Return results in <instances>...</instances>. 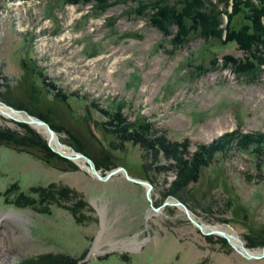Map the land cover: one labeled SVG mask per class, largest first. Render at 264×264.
I'll list each match as a JSON object with an SVG mask.
<instances>
[{
    "label": "rangeland",
    "instance_id": "1",
    "mask_svg": "<svg viewBox=\"0 0 264 264\" xmlns=\"http://www.w3.org/2000/svg\"><path fill=\"white\" fill-rule=\"evenodd\" d=\"M136 7L0 0V102L45 116L64 153L86 156L73 143L80 140L100 175L121 167L153 187L147 197L123 172L99 180L82 158L53 151L41 128L0 113V132L25 133L26 125L68 161L51 166L0 144L6 264H264V256L248 259L224 237L203 234L175 205L198 224L235 233L250 252L264 249V65L255 76L234 72L223 60H244V51L218 40L190 36L175 47ZM22 60L39 71L34 82L23 81ZM225 140L198 178H178L195 155ZM51 184L82 196L86 207H74L81 223L69 203L43 194ZM9 213L23 219L16 224Z\"/></svg>",
    "mask_w": 264,
    "mask_h": 264
},
{
    "label": "trees",
    "instance_id": "2",
    "mask_svg": "<svg viewBox=\"0 0 264 264\" xmlns=\"http://www.w3.org/2000/svg\"><path fill=\"white\" fill-rule=\"evenodd\" d=\"M214 1L215 3H212L211 0H65V3H82L84 5L91 2L94 4V9L100 12H103L111 5L115 6L127 2L136 3L137 7L134 8L132 13L142 16L147 12L149 24L160 30L164 35L170 36L169 42L175 47H180L179 45L181 44L184 45L190 36L199 37L204 42L210 40L212 43H216L218 40L223 45L236 44L240 50L244 51V60L227 57L223 60V66L230 64L234 72L238 71L245 75L255 76L264 65V0H231V12L227 10L229 0ZM223 15L227 16V22L221 27ZM172 29L174 32L171 31ZM209 64L215 66V63ZM21 66L23 69L22 78L25 83L34 82V77L40 76L37 68L28 64V61L22 60ZM197 69L199 72L204 73L208 67L206 64H201ZM41 83L44 84L42 79ZM57 98H61L63 102L67 100L60 94H57ZM7 103L16 109L20 108L18 105ZM37 116L48 123L53 130L56 129L45 116L40 114ZM113 121L115 122L114 125L118 127L123 125L119 115H116ZM21 126L26 129L25 133L20 134L7 129L2 130L0 132V144L13 147L18 151L25 150L47 165L53 166V160L68 163V161L52 152L47 147L46 142L38 138L28 126L22 124ZM148 127L145 126L143 130ZM64 131L67 130L64 129ZM81 132L79 131V133ZM117 133L121 136L123 133L126 134V130L125 128L124 130L120 129ZM74 137L75 139L77 138L76 135ZM118 139L120 138L118 137ZM248 141L250 139L243 140L244 143ZM227 142L228 140H225L220 144H212L202 150L200 158L194 154V160L190 162L189 168L185 169L183 173L180 172L178 178H181L186 183L191 180L194 181V179L199 177L201 167L207 165L215 151L224 149L223 147L228 144ZM73 143L77 144L79 152L94 160L79 145L81 143L80 140ZM259 147H262L261 149L264 151V146ZM95 167L97 169L100 167V164L96 163V161ZM48 188L46 191L42 190L43 194L48 193L53 203H69L70 206H65V209L71 213L76 223H81L83 219L78 215L77 208L74 207L75 205H80L81 209L86 207L82 196L65 186L56 188L55 185L51 184Z\"/></svg>",
    "mask_w": 264,
    "mask_h": 264
},
{
    "label": "water",
    "instance_id": "3",
    "mask_svg": "<svg viewBox=\"0 0 264 264\" xmlns=\"http://www.w3.org/2000/svg\"><path fill=\"white\" fill-rule=\"evenodd\" d=\"M0 107H3L5 109H7L8 113H9V117H12L13 119H16L17 121H21V122H25V123H28V124H31V125H34V126H37L39 128H41L46 134H47V141H48V144L49 146L51 147V149L53 151H55L56 153H58L59 155H61L62 157H65L69 160H76V159H83L85 160L87 163H88V168H89V171H91V173L97 177L99 180H107L111 175L117 173V172H123L126 176V178L132 182H136L138 184H141V185H145L147 187V192H146V195L147 197H149V194L151 192V189H152V186L150 184H148L147 182H144V181H141V180H137V179H134V178H130L127 174H126V171L121 168V167H118L116 168L115 170L109 172L108 174H106L105 176H102L100 175L93 163L91 162V160L89 158H87L86 156L82 155V154H79V153H74V152H71V153H64V152H61L59 151V149H57L56 147H53L52 146V140L53 138L56 137V134L55 132L48 126V124H46L43 120L39 119V118H34L28 114H23V112H21L20 110H17V109H14L12 108L11 106H7V105H4V103L0 102ZM7 113V112H6ZM7 113V114H8ZM15 116V117H14ZM60 145V144H59ZM168 203H164V205H166ZM175 205H179L183 208L185 214L187 215V217L190 219V221L195 224V226L203 233V234H217L221 237H224L230 244H232L229 240V237L225 234V232L223 230H220V229H216L215 227H212V229H210L208 232H204L203 231V227L204 225H201V224H198L197 222H195L191 216H190V213L189 211L187 210V208L181 204L180 202H176ZM156 210V209H155ZM213 228L215 230H213ZM240 243V242H239ZM232 246L234 248L237 249V246L233 245ZM237 252L240 253L241 255L245 256L246 258L248 259H259L261 257L264 256V249L261 250V253L260 254H255V253H250L249 250L245 249L242 244L240 243V247L237 249Z\"/></svg>",
    "mask_w": 264,
    "mask_h": 264
},
{
    "label": "bare ground",
    "instance_id": "4",
    "mask_svg": "<svg viewBox=\"0 0 264 264\" xmlns=\"http://www.w3.org/2000/svg\"><path fill=\"white\" fill-rule=\"evenodd\" d=\"M8 113V111H7V109H5V108H3V107H0V113H2V114H4V115H7V116H9V113ZM15 117V116H14ZM35 127V126H34ZM37 127V126H36ZM221 139V138H220ZM222 139H224L223 137H222ZM217 140H219V139H217ZM52 146L53 147H56L57 149H59V151H61V152H65L66 151V149L64 148V147H62L61 145H59V141H58V138H57V136L55 137V138H53V140H52ZM77 162V161H76ZM83 164V163H82ZM171 185H173V184H171ZM153 188V187H152ZM174 197V196H173ZM7 216L10 218V219H12L16 224L18 223V222H20L22 219H21V217H18L17 215H15V214H13V213H9V214H7ZM8 218V219H9ZM21 224V223H20ZM23 224V223H22ZM18 226V225H17ZM210 229H212V227H210V226H206V225H204V227H203V231L204 232H208ZM216 229H220V228H216ZM213 230H215L214 228H213ZM224 232H225V234L229 237V240H230V242L233 244V245H235V246H237V247H240V243H239V240H238V235H236L235 233H233V232H230V231H228V230H226V229H224L223 230ZM11 238V237H10ZM121 248H123V249H127V248H130L128 245H124L123 247H121ZM250 253H253V252H250ZM42 258V257H41ZM10 259V257L8 256V254H7V252H5V250L3 249V246L1 245V242H0V263H3V264H6L7 263V261ZM39 262V261H38ZM44 262V261H43Z\"/></svg>",
    "mask_w": 264,
    "mask_h": 264
}]
</instances>
